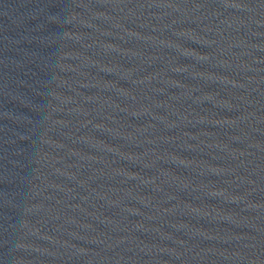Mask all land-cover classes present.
Here are the masks:
<instances>
[{
    "label": "water",
    "instance_id": "water-1",
    "mask_svg": "<svg viewBox=\"0 0 264 264\" xmlns=\"http://www.w3.org/2000/svg\"><path fill=\"white\" fill-rule=\"evenodd\" d=\"M0 264H264V0H0Z\"/></svg>",
    "mask_w": 264,
    "mask_h": 264
}]
</instances>
